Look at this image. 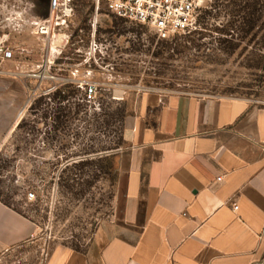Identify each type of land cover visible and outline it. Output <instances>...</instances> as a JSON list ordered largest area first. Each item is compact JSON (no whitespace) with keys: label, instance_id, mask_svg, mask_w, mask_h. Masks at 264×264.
<instances>
[{"label":"rangeland","instance_id":"374dc122","mask_svg":"<svg viewBox=\"0 0 264 264\" xmlns=\"http://www.w3.org/2000/svg\"><path fill=\"white\" fill-rule=\"evenodd\" d=\"M208 4L200 30L161 42L147 28L112 16L101 1L92 31L94 0H0L1 92L16 103L0 138V200L36 226L28 242L0 255V264H43L58 244L88 250L99 222L111 217L113 177L93 178L90 167L80 175L71 168L60 183L58 175L66 163L112 146L121 123L104 113L120 107L124 95L258 99L264 0ZM66 83L73 85L67 101L45 98L32 110L37 97ZM89 87L95 99L85 103ZM64 105L68 117L53 131V112Z\"/></svg>","mask_w":264,"mask_h":264},{"label":"crops","instance_id":"0c3cea01","mask_svg":"<svg viewBox=\"0 0 264 264\" xmlns=\"http://www.w3.org/2000/svg\"><path fill=\"white\" fill-rule=\"evenodd\" d=\"M1 84L0 138L16 113ZM122 100L111 217L86 252L58 244L43 264H264V82L255 100L158 91ZM35 228L0 200V255Z\"/></svg>","mask_w":264,"mask_h":264},{"label":"built area","instance_id":"2783aa9c","mask_svg":"<svg viewBox=\"0 0 264 264\" xmlns=\"http://www.w3.org/2000/svg\"><path fill=\"white\" fill-rule=\"evenodd\" d=\"M100 1L112 16L144 25L157 40H170L200 30L199 15L212 0H94L93 17L89 18L92 31L97 24ZM10 56L6 51L3 57ZM94 90L95 87H89L88 93ZM32 197L33 193H28V198Z\"/></svg>","mask_w":264,"mask_h":264},{"label":"trees","instance_id":"16d2710c","mask_svg":"<svg viewBox=\"0 0 264 264\" xmlns=\"http://www.w3.org/2000/svg\"><path fill=\"white\" fill-rule=\"evenodd\" d=\"M245 7H248V4L244 3L243 6L241 7V9H243ZM204 12L208 13L206 11H204ZM117 19L123 20L121 18H117ZM201 20H203V16L199 17L200 26H201ZM137 25L141 26L143 28H147L144 25H140V24H137ZM175 37H177V36H175ZM175 37H173V38H175ZM159 41L166 42L168 40H159ZM71 86H73V85L66 83L63 86L55 88L49 95H43V96L41 95V96L37 97L34 100V104H31V107L34 108L32 110L33 111L37 110L36 109L37 106L40 105L45 98H51L52 100L57 101L58 104H60L61 102L63 103L65 101H67L68 97H69L68 89ZM94 99H95V94L93 92H90V93H86L82 97L81 100L84 101L85 103H90V102H92V100L94 101ZM98 99L99 98H97L96 100H98ZM108 100L109 101L111 100L110 102H114V101L119 100V99H115L111 96L110 97L108 96ZM98 105L100 106L99 102H98ZM98 105L96 108H98ZM115 109L116 110H113L111 113H104L105 115H109L110 117L119 119L120 123H121L120 133L117 136V139L113 142L112 146H108L106 148L99 149L97 152H93L94 154L97 153V154H95L96 157H94V158L81 159V160H79L77 162H73L71 164L66 163L64 165V167L62 169H60V173L58 175L59 183H60V180H62V178H63L62 176L64 175V173L67 171H70L71 168H74L75 170H77L78 175L81 174L79 171H82L84 167H90L89 168L90 170H88V171L91 172L92 176H94L93 178L114 177L115 169H114V164H113V158L116 154L115 151L118 148H120V146L122 145V120H123V117L125 114L124 102L122 103V105H120V107H116ZM62 110H64V114L61 113ZM67 111H68L67 105H64L62 108L56 107V111L53 112L54 117H53V121H52L51 126H50L53 131L59 130L60 125L65 122L64 119H66L68 117L67 115L69 114V111L68 112ZM92 167L94 169H92ZM76 176H77V173H74L73 178H72L73 181L75 180L74 177H76ZM4 204H6V203H4Z\"/></svg>","mask_w":264,"mask_h":264}]
</instances>
